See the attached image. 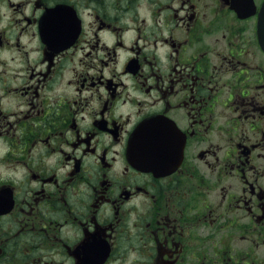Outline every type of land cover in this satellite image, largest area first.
Here are the masks:
<instances>
[{
  "label": "flooded vegetation",
  "instance_id": "af4514ba",
  "mask_svg": "<svg viewBox=\"0 0 264 264\" xmlns=\"http://www.w3.org/2000/svg\"><path fill=\"white\" fill-rule=\"evenodd\" d=\"M0 264H264V0H0Z\"/></svg>",
  "mask_w": 264,
  "mask_h": 264
}]
</instances>
